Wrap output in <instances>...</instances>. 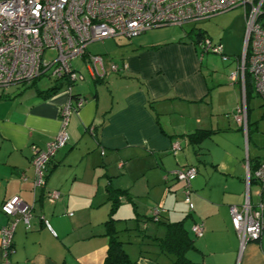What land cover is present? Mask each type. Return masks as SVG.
Returning <instances> with one entry per match:
<instances>
[{
	"label": "crops",
	"instance_id": "obj_1",
	"mask_svg": "<svg viewBox=\"0 0 264 264\" xmlns=\"http://www.w3.org/2000/svg\"><path fill=\"white\" fill-rule=\"evenodd\" d=\"M183 26L88 44L89 54L103 57L104 74L92 78L85 57L84 72L73 67L83 80L71 93L85 103L69 118L68 143L47 165L43 188L33 186L32 150L56 136L58 108L69 97L66 83L40 87L38 78L0 88V228L8 222L4 201L19 196L32 206L28 227L19 221L13 232L10 264H102L111 188L130 197L112 217L137 264L169 263L162 254H151L157 260L139 254L140 246L155 252L143 235L165 233L164 224L148 219L154 208L161 221L182 222L194 241L190 260L264 264V231L241 246L229 212L246 195L253 206L260 201L253 172L264 159L257 155L259 136L252 133L259 118L249 107L251 94L246 98L240 77L229 78L239 56L216 65L218 54L202 51ZM112 62L126 68L112 72ZM244 99L242 122L236 116ZM174 144L180 147L176 152ZM190 166L197 170L190 181L192 210L184 201V182L174 175ZM51 189L60 197L48 202L45 191ZM194 225L203 228L201 236L193 233Z\"/></svg>",
	"mask_w": 264,
	"mask_h": 264
},
{
	"label": "built area",
	"instance_id": "obj_2",
	"mask_svg": "<svg viewBox=\"0 0 264 264\" xmlns=\"http://www.w3.org/2000/svg\"><path fill=\"white\" fill-rule=\"evenodd\" d=\"M238 7L242 8L245 20L243 48L237 69L229 73V78L235 81L240 77L244 91L247 72L255 94L264 100V0H0V88L30 84L47 75L59 84L66 83L69 96L58 108L60 126L56 136L43 148L33 146L34 189L44 187L49 161L68 143L69 118L85 103L83 96H72V85L81 82L83 76L71 61L85 57L92 78L104 74L103 57L89 54L88 44L116 36L131 38L166 25L182 26ZM198 43L202 51L218 54L224 61L229 59L221 45L207 35ZM47 50L55 51L53 58L44 57ZM125 68V63L110 64L115 73ZM245 106L244 99L237 108L238 121L246 120ZM179 148L174 144L172 152ZM196 174L192 166L174 171L175 177L184 182V201L190 210V181ZM253 177L259 184L260 201L253 206L246 195L241 206L229 207L231 224L241 246L258 240L264 231V159L258 163ZM45 192L48 202L60 197L57 190ZM31 209L19 196L2 203L1 211L8 216V222L0 228L1 264H10L13 232L19 221L28 227ZM159 211L154 208L152 214L157 216ZM192 231L196 236L203 234L200 225L192 226Z\"/></svg>",
	"mask_w": 264,
	"mask_h": 264
},
{
	"label": "trees",
	"instance_id": "obj_3",
	"mask_svg": "<svg viewBox=\"0 0 264 264\" xmlns=\"http://www.w3.org/2000/svg\"><path fill=\"white\" fill-rule=\"evenodd\" d=\"M192 38L199 45V40L206 36L205 33L201 31L192 32ZM195 35V36H194ZM72 65V61H71ZM250 76L246 72L245 73V94L246 98L250 95L249 82ZM57 82V81H54ZM253 90V86H252ZM254 92V90H253ZM197 133L200 135H204V130H200ZM196 135V133L194 134ZM50 162V161H49ZM49 164V163H48ZM47 168L45 177L47 175ZM108 196L111 199V210L110 216L106 221V236L108 237V247L106 256L102 264H137L135 259L129 257L127 251L125 250V241L120 239L121 230H118L115 227L116 220L112 217V213L116 209L117 205L122 200H129L130 197L126 195L124 192L119 190L108 189ZM160 211L157 216L151 214L148 219H157V221L165 226V233L163 236H148L143 235L148 239V244L155 248V252H150V247H145L143 249L141 246L139 247V254L142 256H148L151 259L157 260L151 256V254L156 255H165L169 259L168 264H202L201 262H194L187 257V253L195 249L193 239L188 235V232L183 228L182 222H174L169 223L165 221H161L160 219ZM150 249V250H149Z\"/></svg>",
	"mask_w": 264,
	"mask_h": 264
},
{
	"label": "rangeland",
	"instance_id": "obj_4",
	"mask_svg": "<svg viewBox=\"0 0 264 264\" xmlns=\"http://www.w3.org/2000/svg\"><path fill=\"white\" fill-rule=\"evenodd\" d=\"M206 20V21H204ZM204 20H198L194 22H189L184 24V28L188 31L196 32L201 31L206 33L213 41H220L222 52L223 47H225L226 51L223 52L229 59L228 63L235 60V57L240 56L243 48V33L245 27V20L243 16L242 8H234L230 11H225L217 14V16H211ZM162 27V26H161ZM159 27H156V29ZM195 36V35H194ZM96 46L101 44L100 41H95L93 43ZM227 50H232L233 52H229ZM229 53V54H228ZM213 54V53H212ZM55 55L54 50H47L44 53V57L46 59H51ZM215 56L217 54H214ZM216 65L223 66L222 64H228L221 60L220 55H217ZM72 67L78 68L79 71L84 72L83 61L80 58H75L72 60ZM76 70V69H75ZM78 71V72H79ZM40 87H46L50 84L54 83V79L52 77H48L47 75H43L37 81ZM251 85H249L250 91V99H249V107L254 113V117L259 118L257 121L258 128L257 131H254L255 135L259 136L260 144L257 149V155L264 154V100L258 97L255 92L252 90V80L249 79ZM78 82L76 84H79ZM219 104L217 103V106ZM255 128V125H252Z\"/></svg>",
	"mask_w": 264,
	"mask_h": 264
}]
</instances>
